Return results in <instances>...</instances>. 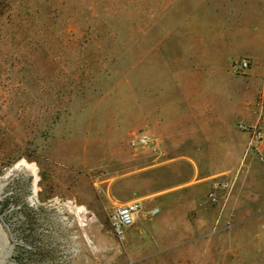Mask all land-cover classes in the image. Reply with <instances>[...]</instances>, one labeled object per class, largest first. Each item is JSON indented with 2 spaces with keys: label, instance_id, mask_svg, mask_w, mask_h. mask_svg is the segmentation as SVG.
<instances>
[{
  "label": "rangeland",
  "instance_id": "obj_1",
  "mask_svg": "<svg viewBox=\"0 0 264 264\" xmlns=\"http://www.w3.org/2000/svg\"><path fill=\"white\" fill-rule=\"evenodd\" d=\"M238 33L264 34V0H0L4 264H264V144L211 158L193 131L202 59Z\"/></svg>",
  "mask_w": 264,
  "mask_h": 264
},
{
  "label": "crops",
  "instance_id": "obj_2",
  "mask_svg": "<svg viewBox=\"0 0 264 264\" xmlns=\"http://www.w3.org/2000/svg\"><path fill=\"white\" fill-rule=\"evenodd\" d=\"M214 45L215 48L210 50L208 59H202L209 62L207 72L209 80L202 76L199 82L201 93L194 103L193 131L196 134L199 130L201 134L208 135L210 141L215 143L216 149L211 145V158L224 157V154L218 153L219 145H225L229 149L228 156L232 157L230 150L233 153L239 150L243 154L245 151V146L237 145L236 139L249 137L244 132L236 131L235 124L254 125L257 121L256 107L260 108V104L264 107V34L252 38L243 36V33L224 37L219 35ZM218 46H225V49ZM228 46L237 48L242 54L239 58L249 61L250 67L243 75L235 76L228 71L229 61L235 57V50L227 49ZM257 99L258 102H256ZM193 131L185 126L178 133L190 134ZM160 137L170 136L165 134ZM184 157L189 158V156ZM228 172L230 169L221 168L203 180Z\"/></svg>",
  "mask_w": 264,
  "mask_h": 264
},
{
  "label": "built area",
  "instance_id": "obj_3",
  "mask_svg": "<svg viewBox=\"0 0 264 264\" xmlns=\"http://www.w3.org/2000/svg\"><path fill=\"white\" fill-rule=\"evenodd\" d=\"M250 67V63L246 59H242L230 64V70L234 75H243ZM237 128L249 135L250 145L257 148L258 145L264 144V130L259 125V122L254 125H246L239 123ZM139 201H130L125 204L115 205L110 213L109 220L114 233L118 236H123L125 232L134 225L140 210ZM159 212L158 209H153L151 215L155 216Z\"/></svg>",
  "mask_w": 264,
  "mask_h": 264
},
{
  "label": "bare ground",
  "instance_id": "obj_4",
  "mask_svg": "<svg viewBox=\"0 0 264 264\" xmlns=\"http://www.w3.org/2000/svg\"><path fill=\"white\" fill-rule=\"evenodd\" d=\"M21 167H23V166H22V164L20 163V164L15 165V166L12 168V170H16V169H19V168H21ZM24 167H25L28 171H30V172L33 174V169H32L31 166L25 165ZM33 186H34V187H33V195H34V197H35V196H36L35 182H34V185H33ZM32 198H33V197H32ZM33 200H35V199L33 198ZM66 204L68 205V204H70V203L67 202ZM75 209H76L77 212L80 211V208H78V207H76ZM0 228H1V225H0ZM10 253H11V251H8L7 253H5V254L3 255V257L0 259V264H4V263L6 262L7 258L10 256Z\"/></svg>",
  "mask_w": 264,
  "mask_h": 264
}]
</instances>
